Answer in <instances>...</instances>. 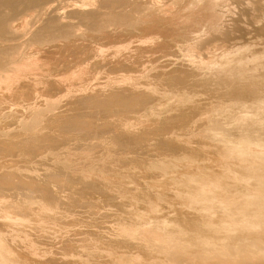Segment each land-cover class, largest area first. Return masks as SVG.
I'll return each mask as SVG.
<instances>
[{
  "label": "bare ground",
  "instance_id": "6f19581e",
  "mask_svg": "<svg viewBox=\"0 0 264 264\" xmlns=\"http://www.w3.org/2000/svg\"><path fill=\"white\" fill-rule=\"evenodd\" d=\"M0 264H264V0H0Z\"/></svg>",
  "mask_w": 264,
  "mask_h": 264
}]
</instances>
